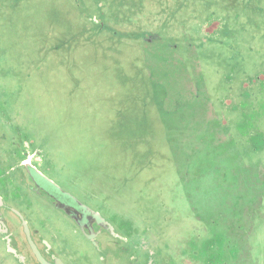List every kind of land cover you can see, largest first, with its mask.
Listing matches in <instances>:
<instances>
[{"label":"rangeland","instance_id":"obj_1","mask_svg":"<svg viewBox=\"0 0 264 264\" xmlns=\"http://www.w3.org/2000/svg\"><path fill=\"white\" fill-rule=\"evenodd\" d=\"M0 197L65 264H264V0H0Z\"/></svg>","mask_w":264,"mask_h":264},{"label":"flooded vegetation","instance_id":"obj_2","mask_svg":"<svg viewBox=\"0 0 264 264\" xmlns=\"http://www.w3.org/2000/svg\"><path fill=\"white\" fill-rule=\"evenodd\" d=\"M28 165L29 166L27 167L29 168L27 169V179L33 184L31 190L37 194H40L42 189L45 190L47 198L50 199L51 205L70 216L81 231L82 235L88 237V241H91L92 245H95L94 247L98 249V245L95 244V240L93 238H89L90 236L88 235L87 231L93 233L95 225H97L99 229H103V227L106 225L105 221H103L101 218L99 219L95 217L94 215H92V213L79 206V204L75 202L74 199L63 196L61 193L51 192L49 190L50 188L45 182L46 179L41 175V173L30 163H28ZM62 197H64V201H61ZM0 208H4L9 211H15L12 207H9L7 204L5 205V203L1 201V199ZM15 215L17 220L20 219L18 221L21 222V231L22 236L24 237L22 241L25 242V246L29 251V255L24 256L16 254V250L11 246L13 242L11 236L5 238L7 239L5 241L9 253H11V255H16L19 264H65L63 259L60 258L59 253L57 251H54L53 245L47 239L38 235V232L36 230L33 232L29 227L26 219L19 212L15 211ZM1 220L2 217H0V228L2 227ZM13 220L15 219L13 218ZM32 232L38 235L37 242L33 239ZM41 245L45 247V253L41 251ZM45 256H47L49 259Z\"/></svg>","mask_w":264,"mask_h":264}]
</instances>
